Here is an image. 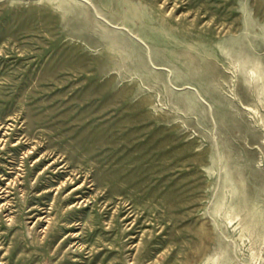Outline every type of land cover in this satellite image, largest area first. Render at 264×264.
Instances as JSON below:
<instances>
[{
  "label": "rangeland",
  "instance_id": "rangeland-1",
  "mask_svg": "<svg viewBox=\"0 0 264 264\" xmlns=\"http://www.w3.org/2000/svg\"><path fill=\"white\" fill-rule=\"evenodd\" d=\"M264 264V0H0V264Z\"/></svg>",
  "mask_w": 264,
  "mask_h": 264
},
{
  "label": "bare ground",
  "instance_id": "bare-ground-1",
  "mask_svg": "<svg viewBox=\"0 0 264 264\" xmlns=\"http://www.w3.org/2000/svg\"><path fill=\"white\" fill-rule=\"evenodd\" d=\"M212 262H213V264H219L220 263V259H218L216 257H213L212 258Z\"/></svg>",
  "mask_w": 264,
  "mask_h": 264
}]
</instances>
